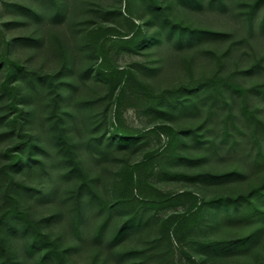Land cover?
<instances>
[{
	"label": "rangeland",
	"instance_id": "obj_1",
	"mask_svg": "<svg viewBox=\"0 0 264 264\" xmlns=\"http://www.w3.org/2000/svg\"><path fill=\"white\" fill-rule=\"evenodd\" d=\"M253 118L264 0H0V264H264Z\"/></svg>",
	"mask_w": 264,
	"mask_h": 264
},
{
	"label": "trees",
	"instance_id": "obj_2",
	"mask_svg": "<svg viewBox=\"0 0 264 264\" xmlns=\"http://www.w3.org/2000/svg\"><path fill=\"white\" fill-rule=\"evenodd\" d=\"M223 83L226 84L225 80L221 78H212L206 84L210 85V90L212 87V91L219 93L220 98L225 99L221 87ZM238 91L242 92L243 89L239 88ZM245 113L247 117H250V112L246 110ZM260 124L262 125L259 120L253 118L251 130L248 131L255 143V155L250 156V150L248 152H241L244 158L248 159L250 157V159L255 164H260V162H264V150L262 149V146L264 144V126L262 125V127H260ZM246 129L248 130V128ZM259 130H261V132H259ZM242 143L243 142H239L237 144L233 143V150H240V146L242 145ZM259 198H262V200H264V185H260L256 188H253L250 192L231 199L230 202H227V199H223L222 202H224L223 205L225 206H228V203H232L235 207V213L240 219L254 217L255 220L259 221L264 220V206L256 202V200Z\"/></svg>",
	"mask_w": 264,
	"mask_h": 264
}]
</instances>
